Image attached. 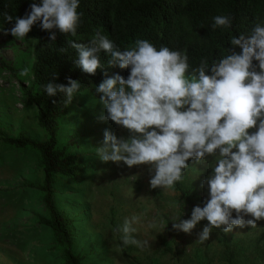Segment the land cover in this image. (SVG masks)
Masks as SVG:
<instances>
[{"label":"clouds","instance_id":"1","mask_svg":"<svg viewBox=\"0 0 264 264\" xmlns=\"http://www.w3.org/2000/svg\"><path fill=\"white\" fill-rule=\"evenodd\" d=\"M79 6L80 0H33L23 16L4 14L5 21L14 24L0 29V34L23 41L39 24L51 42L57 32L75 37L83 15ZM232 22L229 15H217L212 27L228 29ZM76 41L69 46L77 52L76 66L83 73L94 76L103 69L101 51L110 57V67L129 70L127 78L105 72L95 86L103 109L98 119L129 133L127 138L118 137L105 129L102 144L95 149L98 159L129 168L147 165L150 188L166 190L182 183L187 170L206 165L211 171L200 186L207 188V199L202 207L192 208L189 219L174 216L172 230L191 234L206 220L198 233V241L203 242L214 229L226 234L234 228L256 229L257 222L264 220V23H255L248 34L233 36L231 48L219 59L209 64L202 58L195 67L186 49L157 48L147 39H137L121 50L98 30L87 43ZM29 73L25 67L19 74ZM43 88L47 96L62 94L70 104L81 84L67 78V85L47 82ZM174 205L182 210L184 202L177 200ZM138 219L126 218L113 231L120 234L124 246L150 248L148 240L133 235ZM156 226L155 218L147 225Z\"/></svg>","mask_w":264,"mask_h":264},{"label":"rangeland","instance_id":"2","mask_svg":"<svg viewBox=\"0 0 264 264\" xmlns=\"http://www.w3.org/2000/svg\"><path fill=\"white\" fill-rule=\"evenodd\" d=\"M34 47L32 40L0 34V59L12 69L0 70V130L6 137L44 142L47 136L37 126L36 110L25 95L31 71L26 77L19 74L25 67L31 69ZM98 103L89 94L79 95L70 113L58 122L59 148L67 147L78 162L72 175L51 178L53 207L71 222L72 251L82 258L81 264H229L226 246H233L241 264H264V220L256 229L234 228L227 234L214 229L203 242L198 233L206 220L191 234L172 230L174 216L189 219L192 208L202 207L207 199V188L200 186L211 171L206 165L196 166L200 175L187 170L182 183L166 190L150 188L147 165L102 163L95 149L102 144L104 130L125 138L129 133L111 121L101 122L103 109ZM42 181L36 151L0 144V264H61L60 246L46 225ZM177 200L184 202L182 210L175 207ZM132 217L139 218L133 235L148 240L150 248L124 246L113 231ZM154 218L157 226L150 229L147 225Z\"/></svg>","mask_w":264,"mask_h":264},{"label":"trees","instance_id":"3","mask_svg":"<svg viewBox=\"0 0 264 264\" xmlns=\"http://www.w3.org/2000/svg\"><path fill=\"white\" fill-rule=\"evenodd\" d=\"M32 2L0 0V29L11 28L14 24V21H5V13L13 17L23 16ZM78 11L83 15L75 37L57 32L56 41L51 42L48 40L49 33L42 31L39 24L26 37L34 41L35 47L30 69L32 82L25 95L28 103L34 106L37 126L47 139L39 142L26 136L11 138L0 130V144L38 153L43 171V202L48 211L46 225L54 242L60 246L61 264H81L82 258L72 251L71 222L52 204V176L72 175L78 162L75 156L67 153V147L59 148L58 122L70 113L79 95L89 94L99 100L95 86L102 81L105 72L109 76L119 73L124 78L129 74L128 69L110 67V57L103 51L99 53L103 69H98L94 76L83 73L76 66L78 54L69 42L87 43L98 30L108 35L121 50L137 39H147L157 48L163 45L174 50L186 49L189 62L195 67L202 58H207L209 64L219 59L226 49L231 48L233 36L248 34L255 23H264V0H80ZM217 15L231 16V28L213 29V17ZM236 51L239 52V49ZM0 70L12 69L0 59ZM54 73L56 79L52 81ZM67 78L78 80L81 84L70 104L65 103L62 94L47 96L43 85L47 82L67 85ZM225 248L229 252V264L242 263L233 246L232 249ZM233 258L240 260L234 263Z\"/></svg>","mask_w":264,"mask_h":264}]
</instances>
